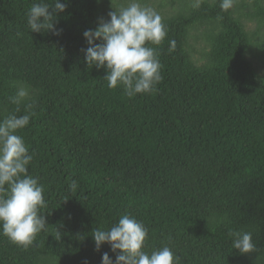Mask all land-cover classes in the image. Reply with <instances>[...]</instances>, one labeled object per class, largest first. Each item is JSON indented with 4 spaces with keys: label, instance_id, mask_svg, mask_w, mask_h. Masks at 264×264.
I'll return each instance as SVG.
<instances>
[{
    "label": "trees",
    "instance_id": "trees-1",
    "mask_svg": "<svg viewBox=\"0 0 264 264\" xmlns=\"http://www.w3.org/2000/svg\"><path fill=\"white\" fill-rule=\"evenodd\" d=\"M173 1L178 10L161 14L167 36L151 45L162 80L129 97L82 51L110 0H69L59 36L29 29L39 0H0V120L34 113L17 135L46 218L26 247L0 234V264H101L105 252L115 264L91 233L125 214L148 228L149 254L168 246L178 264H264V73L253 64L264 70V0H233L227 11L220 0ZM202 28L208 51L197 66L189 40ZM21 88L28 96L12 104ZM230 230L251 232L257 251L233 250Z\"/></svg>",
    "mask_w": 264,
    "mask_h": 264
},
{
    "label": "clouds",
    "instance_id": "clouds-1",
    "mask_svg": "<svg viewBox=\"0 0 264 264\" xmlns=\"http://www.w3.org/2000/svg\"><path fill=\"white\" fill-rule=\"evenodd\" d=\"M69 0H45L33 3L27 12V25L31 32L55 31L58 14L65 12ZM233 0H220V8L227 11ZM113 8V7H112ZM108 19L100 18L94 30H86L83 37L87 48L83 49L88 68L105 69L107 86H122L129 97L148 94L162 80L161 63L156 49L167 36L161 15L142 0H127L126 5L113 8ZM99 41V43H96ZM176 42L169 41V52L175 50ZM28 96L21 88L10 97L12 104L19 105ZM19 111V108L16 109ZM34 113L9 114L0 120V234L19 246H28L36 234L46 227V218L39 210L45 206L44 188L38 179L29 174L33 160L19 130L29 125ZM78 182L72 181L70 191H76ZM59 236V234L57 233ZM232 249L240 255L256 252L251 232L230 230ZM95 250L102 245L110 246L116 254L115 264H178L170 247L164 246L150 254L144 251L148 228L142 221L125 214L109 229H94L91 233ZM101 264H114L105 252Z\"/></svg>",
    "mask_w": 264,
    "mask_h": 264
},
{
    "label": "rangeland",
    "instance_id": "rangeland-1",
    "mask_svg": "<svg viewBox=\"0 0 264 264\" xmlns=\"http://www.w3.org/2000/svg\"><path fill=\"white\" fill-rule=\"evenodd\" d=\"M119 3V6L121 5H126L127 0H110V5L113 8L117 6ZM142 3H144L146 6L154 8L160 15L162 13H174L178 10L179 8V1H173L170 2V0H142ZM232 9L234 8V3L233 6L231 7ZM255 23H250L247 24V29L248 31H253L255 28ZM202 32L203 28L200 29L199 31H192L190 34L192 37L189 40V45H190V53L192 60L195 62L197 66H200L203 63L202 56L204 52L208 51V48L206 47L207 44L205 40L202 38ZM200 36L198 41H194L195 36ZM250 59H253L250 57ZM253 61V60H251ZM254 66H256L261 73H264V70L261 69V64L258 61H255Z\"/></svg>",
    "mask_w": 264,
    "mask_h": 264
}]
</instances>
